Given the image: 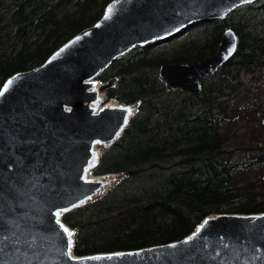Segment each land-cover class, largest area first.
<instances>
[{
  "label": "trees",
  "instance_id": "trees-1",
  "mask_svg": "<svg viewBox=\"0 0 264 264\" xmlns=\"http://www.w3.org/2000/svg\"><path fill=\"white\" fill-rule=\"evenodd\" d=\"M111 1L0 0V90L94 25ZM202 25L199 36L161 52L137 46L99 75L101 82L113 80L105 99L135 104L136 112L94 169L121 179L63 216L75 230L76 255L179 241L216 214L264 213V119L255 101L225 99L242 89L235 82L243 74L264 70V0L186 32ZM228 27L238 34L237 51L204 78L203 89H169L158 68L213 54Z\"/></svg>",
  "mask_w": 264,
  "mask_h": 264
},
{
  "label": "water",
  "instance_id": "water-1",
  "mask_svg": "<svg viewBox=\"0 0 264 264\" xmlns=\"http://www.w3.org/2000/svg\"><path fill=\"white\" fill-rule=\"evenodd\" d=\"M254 1L112 0L100 20L41 65L8 78L0 90L7 85L0 96V264H264V213L216 214L179 241L84 256L75 254V230L56 217L58 209L68 212L95 199L79 205L102 186L82 179L93 142L113 144L136 112L135 104L117 102L118 108L94 113L86 104L98 94L87 90V80L137 46L225 19ZM238 44L228 27L213 54L164 63L158 75L171 90L200 92L204 78L218 72ZM123 107H132L131 115ZM61 225L73 232L74 257Z\"/></svg>",
  "mask_w": 264,
  "mask_h": 264
},
{
  "label": "rangeland",
  "instance_id": "rangeland-1",
  "mask_svg": "<svg viewBox=\"0 0 264 264\" xmlns=\"http://www.w3.org/2000/svg\"><path fill=\"white\" fill-rule=\"evenodd\" d=\"M204 29H205V26H203V25L198 26V27H194L193 29H191L188 32L184 31L183 33H181V35L179 37H177L175 40L159 42V43H155L153 45H156V48H157L156 51L161 52V51H164L168 48H171V47L177 45L178 43H180V41H184L186 39L199 36L200 34H202ZM93 80H94V82L98 83L97 94L102 95L103 102H104L106 91L108 90L109 85L113 82V80H111L110 83L101 82V80L99 79V75L97 77H94ZM241 81H242L241 83L235 82V84L238 87L242 86V89H239L235 93H230V95L226 96L225 99L230 100L231 103H235L239 100H241V101L242 100H244V101H250V100L255 101L254 107H258V110L260 111V114L264 119V70L262 72L255 73V74L245 73L241 76ZM94 82L90 83L89 87L94 86L95 85ZM246 89H250L251 92L249 93ZM108 102L117 103L118 101L115 99H110ZM91 103H95V101H92ZM95 106H96V108H98V107H100V104H95ZM98 147L103 152L104 149L108 148L109 146H101L100 145ZM94 169L95 168L91 169V171H90L91 177L98 176L97 174L94 173ZM113 174H115V176L113 177V179L109 183L108 189L110 187H112L115 183H117L121 179V177L123 176L121 173H113ZM99 196H101V195H99ZM258 214H261V213H258Z\"/></svg>",
  "mask_w": 264,
  "mask_h": 264
},
{
  "label": "bare ground",
  "instance_id": "bare-ground-1",
  "mask_svg": "<svg viewBox=\"0 0 264 264\" xmlns=\"http://www.w3.org/2000/svg\"><path fill=\"white\" fill-rule=\"evenodd\" d=\"M93 82H94L93 78L87 80L88 84L93 83ZM94 83H95V85L88 87L87 90L90 92H96L97 93L98 83H96V82H94ZM95 104H100V107L96 108ZM86 105L94 113H97V112H99L103 109H106V108H118L121 106L115 102H106V103L103 102V98H102L101 94H98V97L96 98L95 103H87ZM123 108L127 109L128 111L130 110V115L133 112L132 107H123ZM70 109L71 108H67V111H70ZM120 134H121V131L116 135L115 139H117L120 136ZM112 142H113V140H110V141L95 140L93 142V146L90 150V157L88 158V162L84 167L82 179L84 181H87V182H89V181L98 182V183L102 184V186L96 191V193L94 195L86 198L79 205L84 204V203H86V202H88V201H90L96 197H99V195H102L106 191V189L109 187V183L111 182V180L115 176V174H113V173L105 174V175H98V176H94V177H91V175H90L91 169L97 167V165L99 163L100 155L102 153V151L100 150V148L98 146H100V145L101 146H110L112 144ZM66 211H67V209L66 210L65 209H58L56 211V217L59 221H61L63 214ZM57 213H59L58 216H57ZM69 234H70L69 238L71 239V241L73 243V232L68 229V236H69ZM69 252H70V255L72 257H74V252H73L72 246L69 249Z\"/></svg>",
  "mask_w": 264,
  "mask_h": 264
},
{
  "label": "snow or ice",
  "instance_id": "snow-or-ice-1",
  "mask_svg": "<svg viewBox=\"0 0 264 264\" xmlns=\"http://www.w3.org/2000/svg\"><path fill=\"white\" fill-rule=\"evenodd\" d=\"M106 18H107V17H106ZM8 83L11 84L12 81H9ZM6 90H7V85H5V89H4V91H6ZM4 91H0V96H3V95H4ZM58 215H59V213H57V216H58ZM57 223H58V224L60 223L59 220H57ZM61 228L63 229V231H64L65 233H68V229H67V228H64L63 225H61ZM69 237H70V234H69ZM71 246H72V241H71V239L69 238V240H68V248L70 249Z\"/></svg>",
  "mask_w": 264,
  "mask_h": 264
}]
</instances>
